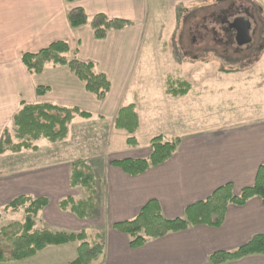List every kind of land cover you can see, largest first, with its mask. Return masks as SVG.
<instances>
[{"label":"crops","instance_id":"obj_1","mask_svg":"<svg viewBox=\"0 0 264 264\" xmlns=\"http://www.w3.org/2000/svg\"><path fill=\"white\" fill-rule=\"evenodd\" d=\"M250 1L264 12V0ZM152 2L168 6L170 0H0V139L4 130L11 128L22 102L51 103L90 113V119L77 117L73 121L67 139L50 143L58 148H49V156L58 153L66 160L75 155L76 159L86 160L93 167L100 180V208L92 219H79L71 212L61 211L62 200L84 197L80 188L70 187L73 161L57 162L56 159H49L47 166L34 171L1 175L0 206H6L20 195L47 198L49 205L40 214L42 217L39 216L38 228L68 233L101 232L106 243L101 264H211L212 254L234 251L255 236L264 235V205L260 198H253L244 206H229L219 228L190 227L184 232L151 240L138 250L130 248L126 235L113 229L114 224L137 217L153 200L160 204L166 218L175 219L183 217L189 206L207 199L226 184L231 183L239 194L254 184L259 168L264 165V108L249 120L226 123L225 113L222 122L214 127L166 138L165 131L160 128L168 127L163 112L170 101L187 98L195 85L209 94L221 89L209 87L203 80L205 77L198 73L176 77L171 76L170 71L159 73V84L155 86L151 81L147 88L148 82L141 79L151 80L156 74L151 76L149 67L140 71L138 63ZM75 9H83L89 19L102 14L134 25L111 31L105 40H97L89 25L78 29L70 26L68 13ZM61 40L69 44L81 61L95 64L97 72L108 78L111 90L104 101L89 93L85 84L67 67L49 65L39 75L27 72L22 62L24 54L38 52ZM215 52L213 48L214 60ZM199 62L191 64L199 65ZM259 66L260 71L255 72L219 73L226 79L239 75L243 91L256 89L264 97V49ZM214 75L216 77L217 73ZM138 79L140 81H136ZM180 82L189 84L187 95L170 96L167 93L169 84ZM38 87L49 88V91L39 96ZM226 90L224 94H236L232 86ZM199 93V97L203 96ZM131 104L135 105L139 116L136 147L127 144V132L114 127L119 109ZM252 105L251 110L257 112ZM142 134L147 135L143 145L139 138ZM158 136L167 141L181 139L173 157L163 165L137 177L112 165L113 161L124 159H148L150 141ZM78 245L50 248L73 246L77 251ZM227 264H264V256H251Z\"/></svg>","mask_w":264,"mask_h":264},{"label":"trees","instance_id":"obj_2","mask_svg":"<svg viewBox=\"0 0 264 264\" xmlns=\"http://www.w3.org/2000/svg\"><path fill=\"white\" fill-rule=\"evenodd\" d=\"M178 12L177 20L182 15L181 10L178 9ZM68 21L73 29L89 25L97 40H105L111 31L124 30L134 25L133 22L109 19L102 14L89 19L83 9L70 11ZM178 61L180 62L181 59L178 58ZM22 62L31 75L43 73L49 65L67 67L85 84L87 91L100 101H104L111 90L108 78L97 72L95 64L81 61L76 53L71 51L66 41H56L38 52L24 54ZM220 71L229 74L240 70L221 69ZM189 89L190 86L186 82H180L178 85L170 83L167 93L172 97H183L187 95ZM48 91L49 88L46 87H38L36 90L39 96L45 95ZM77 117L90 119L92 115L78 108L60 107L51 103L22 102L13 119V128H6L0 139V155L20 154L23 151L37 152L39 149L37 143L41 140L51 144L62 142L67 139L69 127ZM114 127L128 133L127 144L130 147L138 145L135 134L139 129V116L135 105L131 104L119 109ZM180 143V138L166 141L162 136H158L150 141L151 155L148 159H124L113 161L112 165L129 176L137 177L171 159ZM71 167L70 187L83 189L86 197L80 200L68 197L60 202L59 207L61 211L71 212L79 219H92L100 208L98 199L100 180L84 160L73 161ZM255 197L260 198L264 205V165L259 168L254 184L243 189L239 194L235 193L231 183L226 184L215 190L207 199L189 206L183 217L175 219L166 218L160 204L153 200L144 206L137 217L116 223L113 229L126 235L130 248L138 250L151 240L184 232L190 227L204 225L219 228L225 221L229 206H244ZM48 205L47 198L20 195L6 206H0V221L4 214L24 212L23 221L13 222L0 229L1 264L28 260L50 247L72 243L79 245L77 257L71 264H92L104 254L106 243L104 235L99 231L83 230L78 233H68L38 228L39 216ZM256 255L264 256V235L255 236L246 245L234 251L216 252L210 256V262L227 264Z\"/></svg>","mask_w":264,"mask_h":264},{"label":"rangeland","instance_id":"obj_3","mask_svg":"<svg viewBox=\"0 0 264 264\" xmlns=\"http://www.w3.org/2000/svg\"><path fill=\"white\" fill-rule=\"evenodd\" d=\"M252 4L250 0H170L168 6L166 3H149L143 36L144 44L138 63L140 71H144L143 67H149L151 76L156 74V78L153 76L151 80L141 79L148 82L147 88L151 81L155 83V86L159 84L158 82L161 81L159 73L170 71L171 76L176 77H190L198 73L200 77H205L203 80L208 83L209 87L221 89L214 94H209L206 90L199 89L200 86L195 85L187 98L170 101L168 108L163 112L166 114L163 120H166L165 125L168 127L160 128L165 131L166 138L171 139L174 135L184 136L214 127L222 122V116L225 113L228 118L224 122L232 124L245 119L249 120L257 113H261L260 108H264V97L259 95V91L252 88L243 91L244 87L239 85V78H241L239 75L226 79L224 74L219 73L221 69H236L245 72H255L258 69L260 71L259 61H261L262 49H264V12L258 9L261 7L255 8ZM229 6L234 11L242 8V15H245V10L250 12L245 15L251 23L249 43L227 44L229 38H227L228 35L226 37L218 16L223 15L222 12ZM178 9L182 13L179 20H177ZM257 17L262 20H256ZM159 43L160 45L156 46ZM213 48L216 51V61L211 54ZM178 58L182 61L178 62ZM194 61H200L199 65L191 64ZM215 73H217L216 77ZM229 86L234 88L236 94L233 96L224 94L227 93L226 88ZM198 90L199 95L203 96H198ZM252 104L256 106L257 112L251 110ZM10 127L13 128V124ZM87 130L90 131V129ZM139 138L142 145L147 141V135L142 134ZM37 145L39 147L37 152L23 151L20 154L0 155V176L43 168L48 165L49 159H56L57 162L83 160L76 159L75 155L66 160L58 153L49 156V148L57 150L58 147H52L46 140H41ZM91 168L93 169L92 166ZM79 191L85 198L86 193L83 189ZM23 219V211L4 214L0 221V229L13 222L23 221ZM76 257L75 247L68 246L64 249L50 248L34 258L8 264H71ZM102 260L103 255L92 264H101Z\"/></svg>","mask_w":264,"mask_h":264},{"label":"flooded vegetation","instance_id":"obj_4","mask_svg":"<svg viewBox=\"0 0 264 264\" xmlns=\"http://www.w3.org/2000/svg\"><path fill=\"white\" fill-rule=\"evenodd\" d=\"M250 12L248 10L244 11V14H249ZM223 15L218 16L219 22L223 25V30L225 31L226 37L229 38V41H227V44L232 43H239L242 41V37L240 36V31L243 27L242 21H237L238 19L245 18V15H242V8H240L238 11H234L231 6L228 7L225 11L222 12ZM251 16V15H250ZM230 17V18H229ZM229 18V19H228ZM260 19V18H256Z\"/></svg>","mask_w":264,"mask_h":264},{"label":"water","instance_id":"obj_5","mask_svg":"<svg viewBox=\"0 0 264 264\" xmlns=\"http://www.w3.org/2000/svg\"><path fill=\"white\" fill-rule=\"evenodd\" d=\"M237 21H242L243 22V31H240V36L242 37V41L239 42V44H247L251 41V37H250V29H251V23L248 19L246 18H242V19H238Z\"/></svg>","mask_w":264,"mask_h":264}]
</instances>
